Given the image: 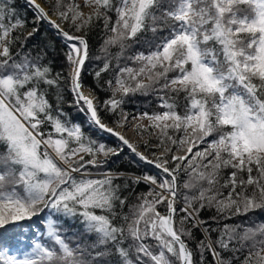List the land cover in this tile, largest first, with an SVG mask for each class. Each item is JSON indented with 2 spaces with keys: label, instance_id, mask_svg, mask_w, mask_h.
<instances>
[{
  "label": "snow or ice",
  "instance_id": "obj_1",
  "mask_svg": "<svg viewBox=\"0 0 264 264\" xmlns=\"http://www.w3.org/2000/svg\"><path fill=\"white\" fill-rule=\"evenodd\" d=\"M84 7L0 0V264H264V221L236 219L264 212V0ZM101 21L93 57L88 33ZM45 24L64 42L66 77L47 45L29 50ZM93 59L106 99L84 83ZM62 81L82 122L63 106ZM135 96H154L156 109L129 120ZM128 124L155 141L142 150ZM126 152L155 173L108 167Z\"/></svg>",
  "mask_w": 264,
  "mask_h": 264
},
{
  "label": "trees",
  "instance_id": "obj_2",
  "mask_svg": "<svg viewBox=\"0 0 264 264\" xmlns=\"http://www.w3.org/2000/svg\"><path fill=\"white\" fill-rule=\"evenodd\" d=\"M51 2H54L52 0ZM20 4H23V0H20ZM29 21H31L32 13H27ZM110 15H112L110 13ZM114 18V17H113ZM31 23L28 25V30H31ZM68 25L65 24V28H67ZM145 39H151L152 34L146 33ZM107 38L104 29H103V23L98 22L96 23V26L93 27V29L88 33V40H89V46L90 51L93 55V57L96 56H102L101 52V46L104 43V40ZM29 50L32 52L33 55H35L44 45L48 46V56L47 60L51 62V66L53 69V73H62L65 77L68 76L69 72V66L67 61L64 58V53L66 51V48L64 47V42L60 40L52 30H50L46 25L41 26V32L38 36V38H33L29 40ZM137 48H140V45H136ZM111 51L114 53L117 51V49L112 48ZM113 63H115L113 61ZM103 65V59L96 60L93 59L89 64L85 67V73L83 76L84 83L87 87L95 89L96 93L101 99H106L110 92H106L105 90L98 87V82L93 79L94 76V70H97L99 67ZM103 77L107 79L109 77V73H104ZM69 84L66 81H62V91L64 94V108L65 110L70 114L71 118L74 121L82 122L84 117L77 112L75 107H71L70 104L72 102V94L68 90ZM182 96V94H181ZM53 102H55V97H52ZM183 103V101H180ZM125 113H128L129 115H135L138 116L140 113L144 111L152 112L156 109V99L154 96H135V97H129L127 98V102L123 105ZM106 122L111 123V117L108 116L105 118ZM149 123V122H148ZM95 135V133H93ZM110 145H114L115 141L112 137H110L108 134H101ZM145 141L140 142V146L143 149V145L146 141H155L154 136H148L147 134L144 135ZM110 169L113 171H119L121 173H135L136 175L143 174L145 172L149 174H154L155 172L148 168L146 165H141L139 163H133L132 157H130L127 152L125 154H122L120 157H113L109 166ZM181 180H184L185 177L181 176ZM119 182V181H118ZM146 190V185L140 184L138 187H136L134 190L129 189L126 190L124 195L128 197L129 204L135 202L136 195L140 192H143ZM185 191L184 189H181V192ZM127 207H125L124 211H127ZM161 210H163V206H161ZM249 217H252L256 220L264 221V212H255V213H249L248 217H237V220H248ZM231 222V221H230ZM30 223V222H25ZM26 230V229H25ZM5 235H10V233H5ZM71 235V233H69ZM190 247H194V245L190 244ZM208 259L210 260L211 257L209 256Z\"/></svg>",
  "mask_w": 264,
  "mask_h": 264
},
{
  "label": "rangeland",
  "instance_id": "obj_3",
  "mask_svg": "<svg viewBox=\"0 0 264 264\" xmlns=\"http://www.w3.org/2000/svg\"><path fill=\"white\" fill-rule=\"evenodd\" d=\"M52 1V0H51ZM77 2L79 3V4H81V6L83 7V11L85 12V13H88V12H90L91 11V9L90 8H88V7H84V0H77ZM47 8V7H46ZM47 10V9H46ZM63 27H65V24L63 25ZM78 35L80 34V33H77ZM68 74H69V72H68ZM132 116L133 115H129V120H132ZM138 121H132V123H137ZM139 123H142L143 125H145V126H147L148 125V121L145 119V120H143V121H139ZM127 129H128V131H127V136L130 138V139H132L133 141H135V142H143V141H145V136L143 137V139H141V136L140 135H138L137 134V132L136 131H134V130H131V124H128L127 126ZM121 131H124V129H120ZM114 139V141H115V138H113ZM115 143H116V141H115ZM142 149V148H141ZM143 150V149H142ZM127 154H129L130 155V153H127ZM131 157V156H130ZM155 172V171H154Z\"/></svg>",
  "mask_w": 264,
  "mask_h": 264
},
{
  "label": "water",
  "instance_id": "obj_4",
  "mask_svg": "<svg viewBox=\"0 0 264 264\" xmlns=\"http://www.w3.org/2000/svg\"><path fill=\"white\" fill-rule=\"evenodd\" d=\"M47 9V8H46ZM53 19H55V17H53ZM46 25V24H45ZM47 26V25H46ZM48 27V26H47ZM50 29V28H49ZM50 30H52L53 32H54V30L53 29H50ZM60 39V38H59ZM61 40V39H60ZM130 156H131V154H130ZM148 168H151L153 171H156L154 168H152V167H150V166H148V165H146Z\"/></svg>",
  "mask_w": 264,
  "mask_h": 264
}]
</instances>
